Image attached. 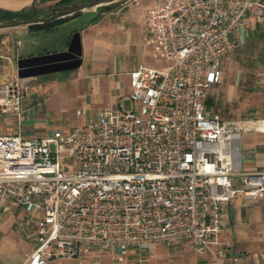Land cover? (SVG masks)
Wrapping results in <instances>:
<instances>
[{"label":"built area","instance_id":"1","mask_svg":"<svg viewBox=\"0 0 264 264\" xmlns=\"http://www.w3.org/2000/svg\"><path fill=\"white\" fill-rule=\"evenodd\" d=\"M246 16L264 26V0H154L145 31L166 68L130 73L128 107L68 134L0 136V213L33 247L23 264L114 252L124 264L130 251L143 264L151 247L184 244L209 264H238L224 206L264 199V172L236 175L227 146L264 121L225 122L204 100ZM24 95L22 79L1 85L0 110L20 122Z\"/></svg>","mask_w":264,"mask_h":264},{"label":"crops","instance_id":"2","mask_svg":"<svg viewBox=\"0 0 264 264\" xmlns=\"http://www.w3.org/2000/svg\"><path fill=\"white\" fill-rule=\"evenodd\" d=\"M153 2L127 7L119 0L102 11L94 8L81 12L78 17H86L85 23L73 29L81 39L80 68L62 75L23 79L21 121L10 112L0 110V136L19 132L25 138L48 137L54 131L68 134L94 120L103 109L121 102L128 107L130 73L139 67H151L144 46L148 36L144 14ZM33 6L38 10L49 7L35 0H0V12L15 13ZM244 21L232 36L234 52L220 61L221 82L209 90L204 105L209 116L218 115L225 122L252 121L260 122L256 125L261 126L264 121V26L257 25L249 16ZM64 25L43 30H31L28 26L0 29V86L17 78L19 59L65 51L70 40L68 31L56 38L58 27ZM146 43L151 45L149 40ZM239 134L227 146L235 174L264 172V132L250 129ZM234 184H239L237 176ZM224 211L227 231L223 237L240 257L238 264H264V199L244 200L238 196L224 206ZM32 250L17 232L14 221L6 220L0 228V264H23ZM106 255L114 257L116 252ZM195 255L196 260H182V264H209L206 258ZM113 261L104 255L91 254L84 260L48 264H113ZM152 261L177 264L170 263L171 260ZM128 262L134 264L135 260H129L126 255L124 264Z\"/></svg>","mask_w":264,"mask_h":264},{"label":"water","instance_id":"3","mask_svg":"<svg viewBox=\"0 0 264 264\" xmlns=\"http://www.w3.org/2000/svg\"><path fill=\"white\" fill-rule=\"evenodd\" d=\"M117 1L119 0H72L63 5L42 9L29 18L17 17L14 19L0 20V29L44 24L70 17L85 10L108 6ZM81 54L80 34L79 32H75L71 36L65 51L19 59L16 62L17 78L23 80L75 71L79 69L82 64Z\"/></svg>","mask_w":264,"mask_h":264},{"label":"rangeland","instance_id":"4","mask_svg":"<svg viewBox=\"0 0 264 264\" xmlns=\"http://www.w3.org/2000/svg\"><path fill=\"white\" fill-rule=\"evenodd\" d=\"M150 0H141L139 3L145 2L146 5L149 4ZM54 2H49L46 3V7L53 6ZM143 4V3H142ZM86 17H77L74 20L67 21V23H64L65 25L63 27H58V31L56 34V38L58 36H61L62 34L68 33L69 39L71 36L75 33L73 29H79L82 27L85 23ZM53 40L55 39H50ZM147 40H149L148 36H146V40L144 41V46L147 47L146 53L148 55V58L151 62V67L155 70L163 71L166 68V63L162 60H160L156 54H154V49L152 45L147 44ZM68 73V72H65ZM65 73H57L58 75H62ZM38 78H44V76H40ZM9 220H13V217L11 215H5L0 213V228L4 225V223ZM156 249V250H155ZM103 256V255H102ZM109 260H114L113 262L116 263V258L111 257V255H106L104 254ZM129 260H135L136 254L135 252H128L127 254ZM125 258V257H124ZM143 260H145V264H154L152 260H171L170 263H177V264H182L184 263L182 260H196V255L193 252V250L189 247V245H181L177 248H166L164 246L156 245L154 247H151L150 250L143 256ZM113 263V264H114ZM127 264H130L129 262Z\"/></svg>","mask_w":264,"mask_h":264},{"label":"trees","instance_id":"5","mask_svg":"<svg viewBox=\"0 0 264 264\" xmlns=\"http://www.w3.org/2000/svg\"><path fill=\"white\" fill-rule=\"evenodd\" d=\"M71 1L72 0H35V3L44 4V3L54 2L53 6H58V5H63V4L69 3ZM111 6H112V4H110L108 6L98 7L97 9H100V11H102V10L110 8ZM38 11H40V10L36 9L33 6L30 9L23 10V11H20V12H15V13H12V12H0V20L14 19V18H17V17L29 18V17L34 16ZM79 15H80V13H76V14L70 16V17H66V18L59 19V20H54V21L47 22V23H44V24L31 25V26H28V28L31 29V30L48 29V28H51V27H55V26L61 25V24L65 23V22H67V21H69L71 19H74V18L78 17Z\"/></svg>","mask_w":264,"mask_h":264}]
</instances>
